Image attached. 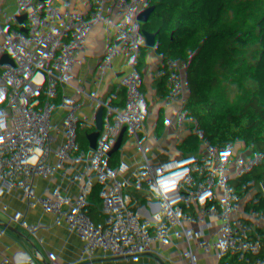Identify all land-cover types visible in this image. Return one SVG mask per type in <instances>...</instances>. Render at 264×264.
<instances>
[{
  "label": "trees",
  "instance_id": "obj_1",
  "mask_svg": "<svg viewBox=\"0 0 264 264\" xmlns=\"http://www.w3.org/2000/svg\"><path fill=\"white\" fill-rule=\"evenodd\" d=\"M114 1L39 7L62 39L102 18L89 45L74 56H87L92 70L104 63L108 83L98 103L170 100L113 119L108 128L114 140L100 160L115 163V179L125 187L153 182L146 237L164 264H264V0H150L105 19ZM33 4L10 0L2 11L0 49L8 46L18 59L5 64L0 109L14 122L24 113L16 103L28 90L24 81L49 49L42 41L22 58L41 29ZM21 18L28 29L11 42L7 28ZM228 59L221 93L185 96L181 82L197 87ZM122 251L119 246L117 260Z\"/></svg>",
  "mask_w": 264,
  "mask_h": 264
},
{
  "label": "built area",
  "instance_id": "obj_2",
  "mask_svg": "<svg viewBox=\"0 0 264 264\" xmlns=\"http://www.w3.org/2000/svg\"><path fill=\"white\" fill-rule=\"evenodd\" d=\"M33 2V12L39 17L37 24L41 29L34 32L31 41L34 48L26 52L23 60L29 59L40 43L47 41L49 49L44 58L37 62L34 73L26 80L27 91L20 94L16 103L22 109L28 103L39 114L42 123L48 126V136L45 140L33 138L31 121L26 123L14 122L8 119V111L0 109V124L10 122L0 129V264H39L41 260H48V264L56 259L54 247L40 246L42 231L25 222L27 216H32L35 209L34 199L42 190L47 179L48 168L52 160L63 153L68 161L67 171L63 183L57 193V208L61 209L72 197L75 188L83 187L86 201L83 202L80 214L84 219V230L81 237L73 231L76 223L59 230L56 221L46 222L43 217L33 216L35 224L46 226L54 230L55 237L64 238L63 257L60 264H107L104 254L108 248V234L101 221L102 207L98 200V189L101 177L105 175V168L100 160L97 145L110 136V120L126 115L138 105L170 104L166 96L161 99L135 98L120 100L115 103H98L93 95L95 84L107 87L108 78L100 68L91 70V60L85 56H74L89 45L95 35L99 18H91L85 25L76 26L74 32L66 39H60L56 46L50 45L54 36L50 16L48 13L40 15L39 7L44 0H29ZM150 0H115L104 18L116 17L115 9L126 4L134 9ZM10 0H2L0 7H9ZM109 17V18H110ZM22 19V18H21ZM22 30L28 29V22L24 19ZM70 60L69 70L63 73L64 83L70 92L77 90L79 100L71 106H51L43 96V92L36 88L40 73L45 74L42 83L45 87H58L60 80L57 75L63 69V60ZM18 59L8 46L0 49V79L7 61ZM228 59L221 65L209 81H204L197 87H190L189 81L181 82L185 96L189 99L202 98L212 90L222 92L221 82L224 77ZM88 71L89 77L82 78ZM187 95H190L188 97ZM99 106L101 110H94ZM113 178H116V173ZM153 182L149 181L146 188L125 187L118 182L121 197L118 205L124 207L126 222L122 227L125 240H130L123 247V256L135 257L145 262L164 264L146 237L150 226V212L147 199ZM21 222V223H19ZM20 224V225H19ZM20 230L16 232V229ZM23 240L20 249L15 245Z\"/></svg>",
  "mask_w": 264,
  "mask_h": 264
},
{
  "label": "crops",
  "instance_id": "obj_3",
  "mask_svg": "<svg viewBox=\"0 0 264 264\" xmlns=\"http://www.w3.org/2000/svg\"><path fill=\"white\" fill-rule=\"evenodd\" d=\"M1 1L2 0H0V4ZM129 8L131 7L126 4H121L113 12L117 13L116 15L119 16L130 11L131 9ZM2 11L3 10L0 7V31ZM110 15H112V12L108 13V18ZM62 64L63 69L57 75L58 79L60 80V85L58 87H45L42 82H37L36 88L43 92L44 99L50 103L51 106H71L76 104L79 100V94L77 93V90H75L73 93L70 92L64 83L63 73L69 70V58L65 57ZM89 76L90 74L88 71L82 74L83 79ZM40 78H45V74L40 73L39 79ZM24 82L26 83V80ZM93 109L98 111L101 110L99 106H95ZM23 111L24 113L18 122L26 123L31 121V133L33 138L37 140H45L48 136V126L40 121L39 114L33 108L32 104L28 103L26 107L23 108ZM112 121L113 120L111 119L110 123ZM67 166L68 161L63 153L58 154L52 160L48 168L47 179H45L41 187L42 190L38 195H36L34 199L35 209L32 213L33 215L27 216L25 218V222L27 224L35 226L37 229L42 231L43 234L40 246L46 245L49 247H54L55 249V245L60 237H55L56 232L54 230L46 226L40 227L39 225L35 224V219L33 216L43 217L48 223L56 221L57 228L59 230H63L68 226L69 223L75 222L76 229L73 231V233L79 237L83 235L84 219L80 214L83 202L86 201L83 187L75 188L72 193V197L66 202L65 206L61 209L57 208L56 196L63 183ZM98 194V200L100 201L102 207L101 221L106 228L109 242L108 248L104 254V261L107 264H147V262L143 260L140 261L135 257H125L123 255L120 260H117L118 247L121 246L123 248L124 245L126 246L130 243V240H125L122 235L124 210L118 205V201L121 197V191L118 187V182L116 179L107 176L101 187L99 186ZM19 228L20 227H18V229ZM22 245L23 240L21 239L17 242L15 248L20 249ZM46 261L48 260H41V263Z\"/></svg>",
  "mask_w": 264,
  "mask_h": 264
},
{
  "label": "water",
  "instance_id": "obj_4",
  "mask_svg": "<svg viewBox=\"0 0 264 264\" xmlns=\"http://www.w3.org/2000/svg\"><path fill=\"white\" fill-rule=\"evenodd\" d=\"M58 3H59V0H44L43 2L44 6L57 5ZM22 25H23V20L17 19L8 26L7 37L9 41L17 42L21 40L23 33H24L22 30ZM52 29L54 31L57 29V25L55 23L52 24ZM60 39H61L60 33L56 32L50 40V45L56 46L59 43ZM103 64H104L103 62L100 63V66H99L100 69H103ZM99 89H100V83L95 84L92 93L94 97L96 98L99 96ZM9 123L10 122H5V123L0 124V129L6 127ZM113 140H114V136L110 135L109 137H107L106 139H104L97 145V149L101 152L107 151ZM101 162L105 168V175L108 177H114L115 176V163L109 162L105 159H103ZM63 242H64L63 237H60L55 245L56 259L49 264H60V261L62 260V257H63ZM81 264H84V262H82Z\"/></svg>",
  "mask_w": 264,
  "mask_h": 264
},
{
  "label": "rangeland",
  "instance_id": "obj_5",
  "mask_svg": "<svg viewBox=\"0 0 264 264\" xmlns=\"http://www.w3.org/2000/svg\"><path fill=\"white\" fill-rule=\"evenodd\" d=\"M188 97H190V95H187Z\"/></svg>",
  "mask_w": 264,
  "mask_h": 264
}]
</instances>
